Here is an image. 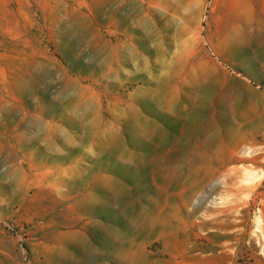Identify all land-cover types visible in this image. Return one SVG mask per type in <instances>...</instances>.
I'll use <instances>...</instances> for the list:
<instances>
[{"label": "rangeland", "instance_id": "374dc122", "mask_svg": "<svg viewBox=\"0 0 264 264\" xmlns=\"http://www.w3.org/2000/svg\"><path fill=\"white\" fill-rule=\"evenodd\" d=\"M0 264H264V0H0Z\"/></svg>", "mask_w": 264, "mask_h": 264}]
</instances>
